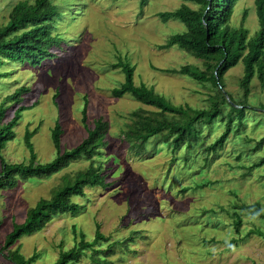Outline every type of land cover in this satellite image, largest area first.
Segmentation results:
<instances>
[{
	"label": "rangeland",
	"instance_id": "obj_1",
	"mask_svg": "<svg viewBox=\"0 0 264 264\" xmlns=\"http://www.w3.org/2000/svg\"><path fill=\"white\" fill-rule=\"evenodd\" d=\"M17 1L0 0V24ZM51 1L64 5L57 30L66 42L56 55L38 67L18 63L6 66L8 72L14 70L8 77L0 78V100L20 86H27L28 91L21 103L26 107L18 112L13 127L14 138L5 144L2 155L6 162H27L29 150L23 141L24 131L36 128L30 139L36 161H51L56 156L51 129L59 117L64 131L61 147L72 148L86 134L81 120L85 96L87 123L99 116L109 123V145L102 150L98 162L103 170L108 169L106 179L111 185L85 188L84 197L72 196L73 202L80 204L78 211L56 216L42 230L23 235L11 249L20 245L24 257L36 251L38 258L31 264H53L59 245L64 249L71 247L79 232L92 241L98 223L100 232L112 240L125 238L133 230L140 232L129 243L126 255L120 257L117 252L108 257L110 264H264V238L245 236L250 228L264 230L263 219L242 214L240 231L236 234L232 218L226 212L234 202L243 201H258L264 210V168L243 177L239 173L244 169L229 167L237 149L235 139L230 137L224 151L206 166L190 167L187 174L179 172L178 163L172 160L166 146L160 144L144 153H135L119 138L132 110L140 106L152 108L129 93L120 98L112 95L111 89L124 80L121 68L112 66L118 60L134 65L135 83L153 86L175 104L202 108L209 103L212 90L189 77L157 70L187 63L201 66L199 60L177 46L157 48L170 35L184 29L178 20L162 22L157 13L174 10L182 1L146 0L142 6L140 0ZM243 9L248 10L244 26L252 35L258 25L254 0H239L231 22L238 25ZM241 74V63L225 74L226 89L231 95V91H238ZM251 83L255 103L264 102V90L259 88L255 77ZM15 112L16 107L6 118L10 119ZM251 121H246L244 127L247 134L252 132ZM223 129V124H218L208 140ZM258 133H264V129H257L253 135ZM88 163L84 158L71 161L48 177H31L20 180L15 188L0 189V244L11 231L12 223L22 222L27 209L39 198L51 196L64 174L72 175ZM203 183L206 185L181 192L184 187ZM97 245L106 247L104 243ZM0 264L13 263L0 255ZM76 264L92 263L90 257L84 256Z\"/></svg>",
	"mask_w": 264,
	"mask_h": 264
},
{
	"label": "trees",
	"instance_id": "obj_2",
	"mask_svg": "<svg viewBox=\"0 0 264 264\" xmlns=\"http://www.w3.org/2000/svg\"><path fill=\"white\" fill-rule=\"evenodd\" d=\"M181 1L174 10L157 13L162 22L178 20L184 25L181 32L170 35L157 48L162 50L177 46L199 60L201 66L187 63L157 70L189 77L202 87L212 90L213 93L207 100L209 103L202 108L192 107L187 103L175 104L164 94L158 93L153 86L143 82L135 83L134 65L118 60L112 66L121 68L124 80L111 89L112 95L120 98L129 93L142 105L152 108L140 106L132 110L130 121L120 132L119 138L127 149L134 150L135 153H144L160 144L166 146L172 160L178 163L179 172L186 171L190 174V167L200 169L210 159L220 155L228 139L232 137L237 142V149L232 156L233 162L228 164L233 170L244 169L245 171L238 172L244 177L255 169L264 168V133L253 135L257 129H264V102L255 103L256 95L251 83L255 77L259 88L264 90V0H254L258 25L252 35L244 26L247 9L242 10L237 26L231 22L239 0ZM145 2L146 0H140V5ZM63 7L64 5L51 0H19L12 5L5 22L0 24V68L4 67V71H0V78L8 77L14 70H5L8 64H25L35 68L57 54L62 43L66 42L64 35L57 30L63 17ZM239 63L242 64V74L238 78V91H231V95L226 89L225 74ZM27 91V86H20L0 100V189L15 188L20 180L31 177H48L67 167L71 161L84 158L89 163L86 168L72 175L64 174L62 183L55 186L51 196L39 198L27 209L22 222L12 223L11 231L0 244V255L13 264H31L38 258L36 251L24 257L20 252V245L11 249L23 235L42 230L56 216L78 211L80 204L73 202L72 196L84 197L85 188L111 185L106 179L108 169L103 170L98 162V157L103 155L102 150L109 145V123L102 116L87 123L88 102L85 96L81 120L86 134L76 145L70 149H62L61 135L64 131L59 117L51 129V140L56 150V156L51 161H36L30 141L36 128H26L24 131L23 141L29 150L27 162L5 161L2 149L14 138L13 127L19 118L18 112L26 107L21 103ZM56 94L55 97L58 96V91ZM8 101L12 103L8 104ZM15 107L16 112L7 119L11 109ZM248 120H252L250 134L244 130ZM220 123L224 129L208 140ZM248 159L250 162H246ZM204 185L206 184L184 187L181 192ZM226 212L232 218L236 234L240 231L242 214L263 219L261 221L264 222V210L258 201L234 202L231 210ZM73 232H76L75 228ZM77 234L78 240L71 247L64 249L63 245H59L60 250L53 264H76L84 256L90 257L92 264H110L108 257L117 252L120 257L126 255L129 243L140 232L133 230L125 238L112 240L110 236L100 232L99 224L96 223L92 241L85 239L80 232ZM249 235L264 238V230L261 227L250 228L245 233V236ZM234 241L235 238H232L231 242ZM102 243L105 248L96 247Z\"/></svg>",
	"mask_w": 264,
	"mask_h": 264
}]
</instances>
